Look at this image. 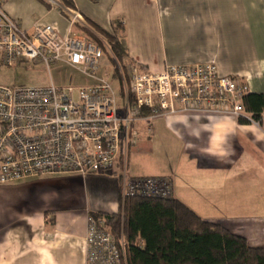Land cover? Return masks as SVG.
<instances>
[{
	"label": "crops",
	"instance_id": "obj_1",
	"mask_svg": "<svg viewBox=\"0 0 264 264\" xmlns=\"http://www.w3.org/2000/svg\"><path fill=\"white\" fill-rule=\"evenodd\" d=\"M53 1L5 0L2 7L28 32L50 26L59 37L69 29L64 9L81 16L85 37L93 26L111 34L121 25L123 61L153 73L167 65L211 63L220 77L245 81L248 94L264 95V0H69L72 8ZM113 62L104 53L98 75L116 84L122 108L125 93L121 97ZM244 116L249 119L178 111L138 119L127 166L131 177L168 178L172 199L261 248L264 113L259 121ZM120 189L119 174L0 186V264H86L87 217L116 214Z\"/></svg>",
	"mask_w": 264,
	"mask_h": 264
},
{
	"label": "built area",
	"instance_id": "obj_2",
	"mask_svg": "<svg viewBox=\"0 0 264 264\" xmlns=\"http://www.w3.org/2000/svg\"><path fill=\"white\" fill-rule=\"evenodd\" d=\"M4 2L0 0V66L41 63L48 69L64 64L94 83L25 89L0 85V186L46 176L119 174L121 201L169 200L168 178L129 176L132 125L178 111L249 119L242 106L249 91L245 81L220 77L211 63L167 65L153 73L122 59L121 75L129 90L120 108L117 89L98 75L104 54L79 32L84 25L77 12L63 10L69 29L59 37L50 26L33 25L31 32L21 28L3 11ZM85 249L86 264H127L123 238L116 239L103 218L87 217Z\"/></svg>",
	"mask_w": 264,
	"mask_h": 264
},
{
	"label": "trees",
	"instance_id": "obj_3",
	"mask_svg": "<svg viewBox=\"0 0 264 264\" xmlns=\"http://www.w3.org/2000/svg\"><path fill=\"white\" fill-rule=\"evenodd\" d=\"M61 1L72 8L69 0ZM120 26L113 25L111 34L93 26V33L85 34L119 64L126 55L119 41ZM242 106L253 121H259L264 95L247 94ZM94 217L105 219L116 239L123 238L127 264H264V244L250 247L243 237L201 220L172 198L126 199L116 214Z\"/></svg>",
	"mask_w": 264,
	"mask_h": 264
},
{
	"label": "rangeland",
	"instance_id": "obj_4",
	"mask_svg": "<svg viewBox=\"0 0 264 264\" xmlns=\"http://www.w3.org/2000/svg\"><path fill=\"white\" fill-rule=\"evenodd\" d=\"M113 57V56H112ZM120 92L123 94L129 90L128 79L123 78L121 72L122 62L116 68ZM115 71V72H116ZM90 81L78 71L64 64H52L47 69L43 64L22 63L15 67L0 66V85L11 89L46 88L53 85L56 88L78 87L89 84ZM116 88V84L113 83Z\"/></svg>",
	"mask_w": 264,
	"mask_h": 264
}]
</instances>
